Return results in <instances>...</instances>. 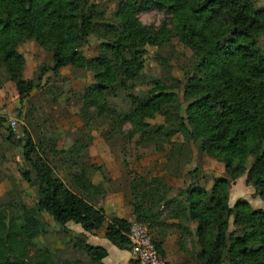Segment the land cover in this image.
I'll return each mask as SVG.
<instances>
[{"label": "trees", "instance_id": "trees-1", "mask_svg": "<svg viewBox=\"0 0 264 264\" xmlns=\"http://www.w3.org/2000/svg\"><path fill=\"white\" fill-rule=\"evenodd\" d=\"M151 9L165 15L157 25L138 17ZM113 17L97 21L93 0H0V66L13 80L19 101L40 86V78L23 77L25 57L18 47L25 41L36 42L51 55L52 64L43 71L50 69L55 76L64 67L91 72L92 80L77 94L80 120L110 122L102 134L105 141L137 136V145L167 149L164 174L146 179L132 173L129 181L135 219L147 226L165 262V236L172 229L174 241L189 258L182 264H264V208L242 197L230 204L229 193L244 175L253 196L264 203V51L255 40L264 31V7H254L252 0H116ZM90 35L100 39L102 52L87 57L82 48ZM174 38L199 62L182 82L159 54L164 73L148 76L147 47L161 49ZM181 98L186 118L174 125L169 115L180 110ZM155 115L163 122L147 121ZM4 120L0 116V128ZM22 131L24 139L14 140L9 132L7 140L21 145L28 167L20 175L28 184L40 181V197L27 205L12 183L0 198V264H103L107 250L90 244L86 235L101 227L113 245L130 250V222L97 206L106 190L92 177L101 166L89 161L83 146L77 151L56 143L46 147L26 127ZM178 133L183 140L174 141ZM195 143L223 164L224 174L207 186L195 166L187 171L189 183L169 196L166 175H182ZM56 159L60 165L72 159L65 165L66 180L56 172ZM43 212L70 234L64 247L79 256L38 244L47 226ZM68 222L83 231L73 234Z\"/></svg>", "mask_w": 264, "mask_h": 264}, {"label": "rangeland", "instance_id": "rangeland-1", "mask_svg": "<svg viewBox=\"0 0 264 264\" xmlns=\"http://www.w3.org/2000/svg\"><path fill=\"white\" fill-rule=\"evenodd\" d=\"M93 1L97 21H112L114 19L116 0ZM252 5L256 8L264 7V0H252ZM138 17L145 24L157 25L165 18V15L159 10L151 9L141 12ZM255 40L257 47L264 51V31L257 33ZM99 42L98 37L90 35L88 43L82 48L84 55L91 57L102 52ZM18 49L25 57L23 77L36 81L40 78V86L20 102L13 80L5 67L0 66V116L5 119L0 128V160L4 159L0 164V198L11 188L12 183L18 185L17 188L27 205H34L40 197L38 191L40 181L33 179L32 183L28 184L20 175V170L28 167L22 158L21 145L16 142L14 145H10L6 139L9 132L13 134L14 140H17L18 137L24 139L23 127L30 131L36 142H41L46 147L56 143L57 148L77 151L83 146L82 152L85 154L87 152L90 155L89 161L101 166V169L93 175H96V178H101L102 174L108 176V179L104 180L108 192L120 190L125 186V181L128 179L127 172L141 174L146 179L166 172L167 149L157 151L153 146L137 145L135 143L137 136L132 140L117 136V139L105 141L102 134L110 128V122L104 119H95L84 123L76 115L80 108L77 94L82 88L84 79L87 82L92 80L91 72L82 73L70 69V67H64L60 74L55 76L50 69L42 70L43 67L52 64L51 55L39 47L36 42L25 41L19 45ZM159 54L167 59L170 65L167 68L169 72L182 82H184L186 72L193 64L199 62V58L188 47L174 38L171 45L163 46L161 49L157 46L147 47L144 71L148 76L163 75L164 70L159 62ZM143 87L146 88V86ZM180 94L182 96V92ZM181 99L180 110L171 112L169 115L168 121L171 124L177 125L181 119L186 118V102L183 98ZM11 120L15 121L14 127L10 124ZM147 121L161 123L163 117L155 115ZM173 140L181 141L183 136L178 133L173 137ZM192 147L193 159L183 167L182 175L179 177L166 175V191L169 196L176 194L180 188L189 183L187 171L195 166L200 170V182H205L207 186L212 184L214 177L224 174L223 164L202 153L199 143L192 144ZM60 162L61 165L58 159L54 160L57 166L56 172L63 180H66L67 166L65 167V165L72 162V159ZM252 192L253 188L246 183L244 175L237 178L229 188L230 204L242 197L249 200L253 206L262 207L263 202L258 197H254ZM43 218L46 220L47 226L37 239L38 244L52 248L63 247L68 250V255L79 256L75 251L64 247L70 234L67 232L65 234L62 227L53 221L49 214L43 212ZM175 233L172 229L166 232L165 244L166 248H170L169 260H166V264H182L189 259L176 242Z\"/></svg>", "mask_w": 264, "mask_h": 264}, {"label": "crops", "instance_id": "crops-1", "mask_svg": "<svg viewBox=\"0 0 264 264\" xmlns=\"http://www.w3.org/2000/svg\"><path fill=\"white\" fill-rule=\"evenodd\" d=\"M84 80L82 82L81 87H83L86 83L90 82V81L87 82ZM2 160L4 161V159H1L0 164L3 163ZM5 162H7L6 159H5ZM127 173H128V179L125 181V186L121 188L120 190H114L112 192L107 191L102 175H101V178H96V175L95 176L93 175L92 180L94 183L102 182L106 190V192L103 194L100 201L98 202L97 206L102 208L106 214H114L118 217L125 218L129 222H131L132 220H135V215L133 214L132 207H131V202L133 201L134 197L129 187V181L132 178L131 176L132 173H129V172ZM263 205L264 204L262 203V207L261 206L260 207L264 208ZM66 227L73 234L83 231L80 225L75 224L73 222H68L66 224ZM104 233H105V229L103 227L96 229L91 233H86L87 241L90 244L101 246L107 250V256L104 257L102 261L103 264H132L133 259L131 257L130 250L120 249L117 246L113 245L105 237ZM169 250H170L169 247L165 248L166 260H169Z\"/></svg>", "mask_w": 264, "mask_h": 264}, {"label": "built area", "instance_id": "built-area-1", "mask_svg": "<svg viewBox=\"0 0 264 264\" xmlns=\"http://www.w3.org/2000/svg\"><path fill=\"white\" fill-rule=\"evenodd\" d=\"M10 124L14 127L15 121L11 120ZM127 237L130 242L131 257L137 264H166L152 241L145 224L136 219L132 220Z\"/></svg>", "mask_w": 264, "mask_h": 264}]
</instances>
